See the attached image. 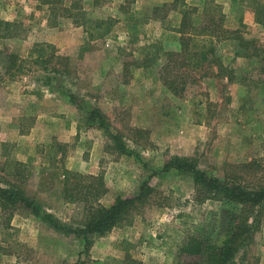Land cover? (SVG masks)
<instances>
[{
	"label": "rangeland",
	"instance_id": "obj_1",
	"mask_svg": "<svg viewBox=\"0 0 264 264\" xmlns=\"http://www.w3.org/2000/svg\"><path fill=\"white\" fill-rule=\"evenodd\" d=\"M216 2L232 31L215 47L221 65L190 71L195 80L176 96L159 76L163 58L151 60L147 46L178 51L180 11L200 12L202 0H81L83 24L42 0H0V19L19 23L0 38V185H19L37 210H0V264H176L190 234L218 238L219 202H195L191 178L163 170L188 156L223 177L253 160L260 167L249 179L264 182L262 51L244 44L261 45L264 24L246 0ZM105 19L110 31L99 37L104 26L91 21ZM41 45L47 54L38 58ZM9 53L17 61L8 73ZM94 108L107 125L89 121ZM66 170L102 174L104 206L144 184L153 194L110 231L87 234L86 250L83 204L63 199ZM45 213L76 230H56ZM236 262L264 264V215Z\"/></svg>",
	"mask_w": 264,
	"mask_h": 264
},
{
	"label": "trees",
	"instance_id": "obj_2",
	"mask_svg": "<svg viewBox=\"0 0 264 264\" xmlns=\"http://www.w3.org/2000/svg\"><path fill=\"white\" fill-rule=\"evenodd\" d=\"M51 5V9L58 8L61 14L72 17L75 24H83L84 16L81 0H71L68 6L61 0H42ZM253 9L256 22L264 24V0H246ZM157 8H154L156 10ZM197 7L184 6L180 11L179 25L175 31L179 34V50H164L156 43L147 46L152 51L151 60L163 58L159 68V76L168 90L174 95L181 96L189 82L190 71H206L211 64L221 65L216 55V45L229 39L231 30L224 26V14L216 0H202L201 11ZM80 19V20H79ZM111 19L91 21L95 27L104 26L98 33L103 37L109 33ZM19 23L0 19V38L14 36ZM132 31V28L128 29ZM244 44L253 45L255 51H262L264 71V42L248 40ZM43 45L40 46L42 48ZM47 54L42 48L37 57ZM8 55L6 72L9 73L16 65L17 57ZM52 57H55L52 55ZM50 57H47L48 59ZM19 65H17L18 68ZM219 67V66H218ZM90 122L97 120L100 126L107 125L106 117L94 108L88 115ZM120 140L117 142L119 145ZM124 150V147H121ZM235 172L219 177L202 170L196 158L188 156H173L163 164V170H175L187 174L192 181L193 200L202 203L206 200L219 202V211L214 231L216 239L202 234H190L180 246V260L176 264H237L236 255L251 245L255 233L259 229L264 215V182L254 183V171L260 167L257 161L236 165ZM63 182V199L66 201H80L83 204V221L78 231L84 233L85 249L90 246V233L102 235L110 231L131 214L139 211L148 202L153 194L152 188L142 185L138 194L131 197H117L112 204L104 206L99 202L105 193V183L102 174H84L81 172L65 171ZM248 173V174H247ZM248 175V176H247ZM19 208H28L37 213V210L19 185H0V210H9L13 213ZM42 218L56 230L66 233L74 232L70 226L61 224L51 214L45 213ZM124 264H140L129 257L124 258Z\"/></svg>",
	"mask_w": 264,
	"mask_h": 264
}]
</instances>
